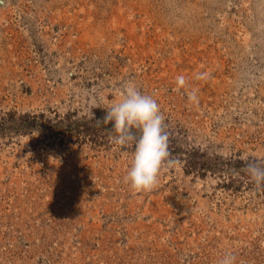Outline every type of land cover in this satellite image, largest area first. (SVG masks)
Masks as SVG:
<instances>
[{"label":"rangeland","instance_id":"obj_1","mask_svg":"<svg viewBox=\"0 0 264 264\" xmlns=\"http://www.w3.org/2000/svg\"><path fill=\"white\" fill-rule=\"evenodd\" d=\"M128 80L170 137L150 191L103 123ZM255 162L264 0H0V264H264Z\"/></svg>","mask_w":264,"mask_h":264},{"label":"clouds","instance_id":"obj_2","mask_svg":"<svg viewBox=\"0 0 264 264\" xmlns=\"http://www.w3.org/2000/svg\"><path fill=\"white\" fill-rule=\"evenodd\" d=\"M206 73H198L204 78ZM177 88L185 85V77H176ZM114 100L106 108L103 123L112 122L110 142L121 148L133 146L132 162L127 170L125 181L136 191H150L158 183L162 168L171 165L169 133L165 131V117L160 105L153 96L144 94L132 80L125 81ZM191 101L197 99L196 91L188 94ZM97 123H100L97 121ZM245 171L252 182L264 187V166L259 162L249 163ZM236 257L231 252L219 260L218 264H235Z\"/></svg>","mask_w":264,"mask_h":264},{"label":"trees","instance_id":"obj_3","mask_svg":"<svg viewBox=\"0 0 264 264\" xmlns=\"http://www.w3.org/2000/svg\"><path fill=\"white\" fill-rule=\"evenodd\" d=\"M191 164V163H190ZM191 165H193V164H191ZM192 168H196L195 166H193Z\"/></svg>","mask_w":264,"mask_h":264}]
</instances>
